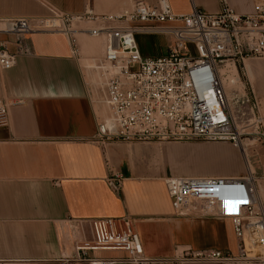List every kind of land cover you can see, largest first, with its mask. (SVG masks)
<instances>
[{
  "label": "crops",
  "instance_id": "obj_1",
  "mask_svg": "<svg viewBox=\"0 0 264 264\" xmlns=\"http://www.w3.org/2000/svg\"><path fill=\"white\" fill-rule=\"evenodd\" d=\"M137 1L0 0V17H46L53 10L72 16L90 10L105 16L129 11ZM166 1L173 14H187L193 7L204 12L222 8L221 0ZM224 2L238 14L253 12L254 0ZM75 25L78 55L64 33L36 31L27 36L31 54L17 56L14 66L0 70V98L10 104L5 123L0 124V264H78L75 245L90 238L88 221L123 216L132 219L148 257H170L183 248L235 255L238 240L228 217L175 213L164 183L172 175L170 148L164 150L157 142L97 139V117L86 80V73L93 71L81 60L102 56L104 38L85 31L96 25L92 17ZM147 34L155 46L148 53L138 33L141 52L164 54L169 38ZM0 41L8 51L15 50L12 35L0 34ZM203 168L213 175L233 172L227 165ZM111 173L122 176L118 191L107 182ZM89 255L123 258L126 253Z\"/></svg>",
  "mask_w": 264,
  "mask_h": 264
},
{
  "label": "built area",
  "instance_id": "obj_2",
  "mask_svg": "<svg viewBox=\"0 0 264 264\" xmlns=\"http://www.w3.org/2000/svg\"><path fill=\"white\" fill-rule=\"evenodd\" d=\"M221 2L222 8L216 12L193 7L187 14H173L166 0H155L154 4L139 0L129 11L105 16H96L90 10L76 16L53 10L46 17H0V34L12 35L15 48L10 52L0 41V70L14 66L17 56L31 54L27 36L36 31L64 33L72 53L78 55L73 23L92 17L96 25L85 31L104 38L102 56L95 58L90 67L102 84L96 88L88 82L90 95L98 91L99 103L108 114L101 120L96 114L99 141H228L240 149L247 145L243 140L254 141L257 125L263 123L260 103L255 95L248 98L235 90L229 98L220 66H227L228 74L246 59L264 58V0H254L253 12L248 14H238L224 0ZM138 33L167 36L166 52L157 56L143 54L136 39ZM9 105L0 98V124L5 123ZM107 182L118 191L122 176L111 173ZM164 183L176 214L228 217L238 240L237 253L183 248L170 257H148L132 219L123 216L90 219V238L76 243L75 261L264 264V207L256 194L254 170L248 168L239 176L171 175ZM112 250L123 251L126 256L89 255Z\"/></svg>",
  "mask_w": 264,
  "mask_h": 264
},
{
  "label": "rangeland",
  "instance_id": "obj_3",
  "mask_svg": "<svg viewBox=\"0 0 264 264\" xmlns=\"http://www.w3.org/2000/svg\"><path fill=\"white\" fill-rule=\"evenodd\" d=\"M132 7L133 6H130L127 9L130 10ZM75 24L76 23H73V27L76 26ZM137 38L140 45L148 53H152L155 46V41L153 40V37H151L147 33H141V35H138ZM165 52L166 48H163V53ZM91 57L87 61L82 59L83 61L81 60V65L84 66V64L87 63L88 66H92L94 59L99 58L100 55L98 54V56H95L94 58ZM231 72L232 74H227V71L222 72L224 75L222 78L226 79V82H228V79H234L231 75H233L234 77L238 76L239 85L224 87L226 92H228V95H233V93H235V91L237 90L239 92H244V94L248 98H250L252 94L255 95L256 99L260 103L259 114H261V116L263 117V123L257 125V134L254 135V141L243 140L244 143H247V145L245 146L247 148V150L245 151L247 152H244L241 149L234 147L228 141L205 142L193 140L164 143L158 146L160 148H164V150L169 148L172 150L171 154H169L170 158H172L173 160L172 165L169 166L172 176L213 175L203 168L207 164H210L215 167L227 165L233 169V172H227L223 176L244 175L247 171L248 160L250 167H254L253 170L257 176L256 189L259 193L258 195L261 196L260 194L263 191H261V188L259 189V186L261 185L262 188L264 187V175L262 170L264 168V58L254 57L246 59L244 61V64L241 63L239 66L237 65L236 70L233 68V71ZM96 74L97 73L93 71V75ZM93 75H88L86 73V80L92 84L94 83L93 85H95L96 81L94 80V82L91 79ZM95 87L99 88L97 84L95 85ZM98 97V91L97 94L93 92V96H91V99L93 101L94 110L97 116H99V120H101L104 119L105 116H107L108 114L106 110L104 112V110L102 109V102L98 104L96 103V99ZM261 201L264 204V199H262V197Z\"/></svg>",
  "mask_w": 264,
  "mask_h": 264
},
{
  "label": "bare ground",
  "instance_id": "obj_4",
  "mask_svg": "<svg viewBox=\"0 0 264 264\" xmlns=\"http://www.w3.org/2000/svg\"><path fill=\"white\" fill-rule=\"evenodd\" d=\"M132 6H133V5H132ZM94 37H96V36H94ZM84 59H85V58H84ZM85 60H86V59H85ZM85 64H86V66H87V63H85ZM85 64H84V65H85ZM247 65H248V64H247ZM84 67H85V66H84ZM85 68H86V67H85ZM88 68H89V67H88ZM227 70H228V67H227V66H226V67H225V66H222V67L220 66V71H221V73H222V72H225V71H227ZM231 71H233V68L230 69V74H232ZM251 71H252V70H251ZM227 72H228V71H227ZM228 74H229V73H228ZM223 76H224V75H223ZM227 76H228V75H227ZM227 76H226V77H227ZM231 76H232V78H234L235 80H234V79H228V78H227V79H228V82H226V79L222 78V84H223V87H231V86H236V85L238 86V85H239V84H238V83H239L238 76H237V77H234L233 75H231ZM229 78H230V77H229ZM91 79H92L93 81H94V80L96 81V82L94 81V82H95V85L97 84L98 87L101 86V84H102V80H101V78L98 76V74L93 75ZM91 82H92V81H91ZM226 83H227L228 86L226 85ZM236 83H237V84H236ZM93 84H94V83H93ZM224 89H225V88H224ZM237 91H238V90H237ZM225 93H226L227 96H229V95H228V92H226V90H225ZM238 93H239V94H243V92H239V91H238ZM231 96H232V95H230L229 98H230ZM96 103H97V104L99 103V97L96 99ZM102 109H103L104 112H105L106 108H105V106H103V104H102ZM105 115H106V114H105ZM105 118H107V116H105ZM242 148H243V149H242ZM242 148H240L242 151L247 152V151H245V150H247V148L245 147V144H243V147H242ZM248 164H249V162H248V160H247V165H248ZM247 165H246V166H247ZM249 166H250V165H248L247 169L249 168ZM253 168H254V167L251 166V167H250V170H253ZM222 176H223V175H222ZM261 191H263V192L260 194L261 196L258 195L259 193L257 192V189H256V194H257V196H258V199L260 200V203H261V204L263 205V207H264V204H263V202L261 201V197H262V199H264V187H263V188L261 187Z\"/></svg>",
  "mask_w": 264,
  "mask_h": 264
}]
</instances>
